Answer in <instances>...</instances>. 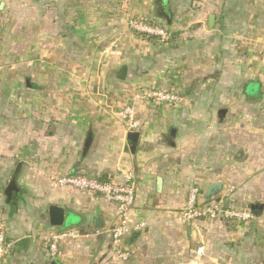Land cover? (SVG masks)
Here are the masks:
<instances>
[{"label":"crops","instance_id":"crops-1","mask_svg":"<svg viewBox=\"0 0 264 264\" xmlns=\"http://www.w3.org/2000/svg\"><path fill=\"white\" fill-rule=\"evenodd\" d=\"M1 3L0 36L8 47L16 37L17 54L4 64L25 70L7 72L0 91V228L13 242L0 264H264V0ZM130 19L158 25L167 40L133 33ZM149 91L180 101H137L130 132L120 112ZM126 173L129 219L144 228L122 238L121 261L109 234L115 205L53 179L122 183ZM216 183L220 192L206 199ZM194 187L202 202L220 196L250 220L178 223ZM50 206L64 211L61 226L50 224ZM63 232L76 238L52 259L48 239Z\"/></svg>","mask_w":264,"mask_h":264},{"label":"built area","instance_id":"built-area-1","mask_svg":"<svg viewBox=\"0 0 264 264\" xmlns=\"http://www.w3.org/2000/svg\"><path fill=\"white\" fill-rule=\"evenodd\" d=\"M128 27L133 33L153 37L160 42H164L168 38V34L163 28L142 19H130ZM137 101L173 105L178 103L180 99L177 95L165 91L134 94L120 112V117L126 123L130 132H135L138 128L135 111ZM53 181L60 188L68 187L81 193L96 195L115 205L117 223L109 231L112 250L118 260H128L129 254L119 249L120 242L122 238L144 228L143 224H132L129 219L135 197L133 175L131 173L124 174L122 183L81 175L60 176L54 178ZM199 199V189L196 187L191 188L186 195L184 206L176 215L175 219L178 223L187 225L196 221H216L219 218L232 223H246L251 218V213L248 210L226 207L223 198H215L205 202ZM68 238L74 239L76 235L71 232H63L52 235L48 239L47 253L50 258L55 259L61 256L60 244ZM12 248L13 242L7 239L6 231L0 228V260L8 257ZM195 253L197 257L202 256L204 253L203 248H197Z\"/></svg>","mask_w":264,"mask_h":264},{"label":"water","instance_id":"water-1","mask_svg":"<svg viewBox=\"0 0 264 264\" xmlns=\"http://www.w3.org/2000/svg\"><path fill=\"white\" fill-rule=\"evenodd\" d=\"M3 4H0V10H2ZM209 20V25L212 26L213 22H214V17L210 16ZM108 68H109V60L106 61V63H104L100 69V78H101V82H102V87L105 86V82H106V78L108 75ZM126 76V68H122L118 78L119 79H124ZM221 190V185L216 183L211 185L207 192H206V199H210L212 197H215V195H217ZM260 210V208H258ZM252 210L254 211L255 208H252ZM48 218H49V222L52 226L54 227H58L61 226L63 223V219H64V211L56 206H50L48 209Z\"/></svg>","mask_w":264,"mask_h":264},{"label":"rangeland","instance_id":"rangeland-1","mask_svg":"<svg viewBox=\"0 0 264 264\" xmlns=\"http://www.w3.org/2000/svg\"><path fill=\"white\" fill-rule=\"evenodd\" d=\"M0 25H1V20H0ZM4 37L6 39V36H4ZM15 38H16L15 36H11L9 38L10 40L14 41V44L12 46L8 47L5 44L4 38H2L0 36V91H2L1 90V86H2V82H3L2 81L3 77L5 76V74L7 72L20 73V72L25 70V69L23 70L21 68H16V67L15 68H7L6 65L4 64V59H6L8 56L16 59V55H17L16 51H13V50H16ZM9 48L12 49V50H9ZM26 70L30 71L31 69H26ZM26 76L27 77H29V76L31 77L30 74H29V76L28 75H26ZM2 105H4L3 104V99H1V97H0V113H1V106ZM199 194H200V191H199ZM218 198H221V197L219 196ZM223 200H224V198H223ZM0 207H6L5 204H4L3 197L1 198V201H0Z\"/></svg>","mask_w":264,"mask_h":264},{"label":"trees","instance_id":"trees-1","mask_svg":"<svg viewBox=\"0 0 264 264\" xmlns=\"http://www.w3.org/2000/svg\"><path fill=\"white\" fill-rule=\"evenodd\" d=\"M156 25V24H155Z\"/></svg>","mask_w":264,"mask_h":264}]
</instances>
